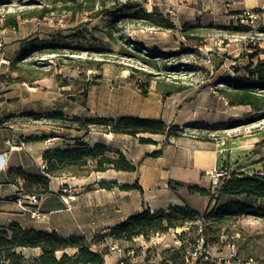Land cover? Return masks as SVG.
Instances as JSON below:
<instances>
[{
	"label": "crops",
	"instance_id": "crops-1",
	"mask_svg": "<svg viewBox=\"0 0 264 264\" xmlns=\"http://www.w3.org/2000/svg\"><path fill=\"white\" fill-rule=\"evenodd\" d=\"M236 2L238 6L233 12L257 8L256 19L259 17L264 24V0ZM203 10L208 15V9ZM203 10H199L198 14L178 7L176 13L168 12L172 13L175 24L182 25L196 24V20L206 19L207 16L202 15ZM210 11L213 12L212 9ZM226 11L219 5L209 14L211 16ZM43 17L22 18L17 20L14 27L3 25L1 29L3 42L0 47V228L17 222L23 228L55 232L59 236L81 235L91 240L145 208L156 210L166 208L170 204H188L198 211L203 210L189 199L204 201L205 195L190 193L187 187H211V170L224 165L228 170L236 169L226 163L223 154L220 155L227 150L228 139H202L188 132L184 136L165 140L160 134H144L141 136L150 137L153 142L142 143L138 138L140 135L113 133L101 126H90L85 130L76 122L46 115L61 112L65 117L81 119L137 116L161 118L166 123L178 125L197 121L214 124L222 123L213 116L215 113L232 115L230 112L233 109L243 105H229L226 98L211 89V86L188 87L162 99L154 83L150 86L148 95L143 96L135 83L127 78L128 74L118 67H104L100 71L101 78L87 87L85 103L82 104V94H77L82 89L79 90L70 82L62 85L59 74L46 72L43 70L44 66L30 59L34 55L43 54L33 49L34 44L46 40L51 30L41 21ZM166 30L170 38L159 47L153 46V50L185 47L179 40L177 29ZM240 36L243 37V33H239ZM141 39L142 37H138L141 43L144 42ZM234 47L240 49V53L234 54L237 64H229L227 68L224 67L223 60L214 64L211 81L232 77L243 70L249 60L246 55L249 49L245 47L241 50V43L234 44ZM244 58L246 62L239 63ZM258 58H264V48L259 49V53L250 59L256 61ZM72 86L75 87L73 90ZM33 114L42 116L35 117ZM47 134L49 136L43 137ZM263 135L246 134L231 139L229 148L249 151ZM28 137L36 139L27 140ZM78 142L89 146L100 143L118 149L137 168L134 171L112 168L95 171L91 161H88L86 166L66 165L58 172L48 175L49 191L38 197L35 202L28 200L26 195H18L21 181L18 180V184L10 181L6 175L9 169L19 167L29 174H42L44 150L57 146H74ZM156 150H160V153L152 155ZM252 161H261L263 167L243 172L263 175L264 153ZM101 179H113L127 184L137 182L141 190L99 188L96 182ZM170 181L173 188L170 187ZM88 185H93V188L86 189ZM30 209L38 210L39 217L32 216ZM241 218L244 222H264V218L253 215H244ZM141 238L136 237L134 243H120L137 246L145 241ZM165 238L170 239L166 235ZM112 241L110 237H106L104 244ZM66 251L72 253L74 249ZM16 252L26 258H32L40 254V248L17 247ZM56 253L59 255L61 251ZM117 258L118 253L110 251L104 256V264H113ZM144 258L147 257L142 254L143 264L158 260L155 256L146 261ZM0 264L9 263L0 261ZM255 264H264V261H256Z\"/></svg>",
	"mask_w": 264,
	"mask_h": 264
},
{
	"label": "trees",
	"instance_id": "trees-1",
	"mask_svg": "<svg viewBox=\"0 0 264 264\" xmlns=\"http://www.w3.org/2000/svg\"><path fill=\"white\" fill-rule=\"evenodd\" d=\"M48 1L52 3L50 8H44L39 12L37 10L28 11L22 15V18H41L45 15V12L55 7L71 12L88 11L90 16H97L104 11L106 8L105 4L111 2L113 7H115L112 9V19H115L114 15L121 12L124 17L134 20L140 19L150 26L160 29H177L186 39L196 41L197 45L199 44L198 36L194 34L201 29L199 24L185 23L177 27L168 13H163L156 7L146 11L133 0H124L123 4H120V0ZM252 10L254 12L258 11L257 8ZM240 12L241 10H238L233 13L238 14ZM16 22L17 19L14 17L11 19L6 18L3 25L14 27ZM237 25L229 26V29L234 31L249 30L248 26ZM107 27V36L114 40L111 30L113 21H110ZM258 29L260 32H264V26H260ZM55 35V33H51L50 41L38 42L34 44L33 49L40 53H49L55 52L61 47H67L63 43L54 41ZM115 41L119 43V48L115 51L102 46H95L93 49L100 54L108 51L120 54L147 66L149 70L125 66L129 69L127 78L135 83L143 96L148 95L152 80L155 81L156 88L160 91L162 99L190 87L179 80L167 78L171 73L179 71L180 68L174 65H167L166 60L193 50L182 49L176 52H157L136 42L128 41L126 38ZM73 48L77 50L83 49L81 46H74ZM250 48V52L246 53L249 60L243 66L241 72L236 73L232 77L219 78L217 81H213L214 89L226 98L229 105H247L250 107V111L243 118L248 122L264 118V58H258L256 61L251 60L250 58L259 53V49L256 46H250ZM189 49L192 48L190 47ZM105 62L106 60L104 59H74L73 65L78 67L80 73H83L85 69L91 70L92 68L98 71L89 81L84 82V89L80 92L83 97L81 100L82 104L85 103L87 87L97 83L101 78L100 71L103 69ZM119 65L123 67L122 64ZM65 83V80L61 81L62 85ZM218 83L221 85L217 86ZM33 115L35 117L42 116V114ZM46 116L76 122L78 126L85 130H88L90 126H101L113 133L140 135L138 138L142 143L153 142L152 138L141 136L144 134H160L164 136L165 140H168L186 135L189 129L212 132L225 129L231 124L243 120L230 119L227 122L214 124L197 121L178 125L166 123L161 118L150 119L137 116L81 119L79 117H65L61 112H53ZM47 136L49 135H43L45 138ZM31 139L36 138H27V140ZM250 152L262 156L264 153V138L257 142ZM158 153H160V150H156L151 154L157 155ZM42 158L45 164L44 173L42 174H29L19 167L11 168L7 171L6 175L10 181L16 184H18V180L21 181L18 195L40 197L48 193V175L58 172L66 165L86 166L88 161H91L92 169L95 171H102L107 168L134 171L137 168L120 150L112 149L100 143L89 146L86 143L78 142L74 146L49 148L43 151ZM96 186L105 189L141 190L137 182L127 184L119 183L113 179H101L96 182ZM170 187L173 188L171 181ZM91 188H93V185L86 186V189ZM187 189L190 193H199L207 196L210 200H214L211 207L204 211H198L188 204H170L166 208L156 210L145 208L130 215L122 223L112 226L108 232L99 234L91 240L81 235L59 236L55 232L23 228L17 222H11L0 228V261H6L9 264H104V255L106 253L104 240L106 237L119 242L130 241L139 236L148 239L155 232H166L168 228L181 226L184 222L195 219H199L200 222H206L207 220L218 222L244 215L264 218V174H245L236 168L228 170L226 174L222 175L214 189L213 187L205 188L197 185H189ZM17 247H39L40 254L36 257L26 258L16 252ZM68 249H74V251L72 253L67 252L66 250ZM57 251H61V253L57 255Z\"/></svg>",
	"mask_w": 264,
	"mask_h": 264
},
{
	"label": "rangeland",
	"instance_id": "rangeland-1",
	"mask_svg": "<svg viewBox=\"0 0 264 264\" xmlns=\"http://www.w3.org/2000/svg\"><path fill=\"white\" fill-rule=\"evenodd\" d=\"M140 7L146 11L152 10L156 7L163 13H168L172 18V13L168 11L177 12L178 7L186 8L187 11H198L207 8L209 13L214 12L216 6L225 8L226 13H215L210 16L208 13L205 14L204 10L202 15L207 16L206 19H198L195 21L196 24L201 26L195 36H198V44L196 41L186 39L178 30L176 33L179 40L184 44L185 47L179 49H158L157 52H176L182 49L193 50L187 53L181 54L177 57L168 58L166 60L167 65H174L180 68L179 71L171 73L169 79H176L187 86L202 87L211 86L214 89V83L211 81L213 76L212 66L219 61H224V67L228 65L237 64L234 60V54L240 49H236L234 44L241 43L242 49L250 46H256L257 49L264 48V32L259 31L260 26H264L261 19L258 17L254 24L249 27L246 31H234L230 30L229 26H238L232 17L235 7H237V0H133ZM235 1V2H233ZM124 0H120V4H123ZM56 4V3H55ZM228 4V5H227ZM52 3L48 0H0V15L3 16V20L0 22V43L2 46L3 37L1 29L6 18H16L17 20L22 19V15L31 10H37L38 12L44 8H50ZM105 9L97 16H90L88 11L71 12L64 9H58L57 7L49 9L45 12L43 19L41 20L46 26L50 27L48 32L47 41L51 40L50 34L55 33L54 41L65 44L67 47H61L55 52H46L39 55H34L30 59L34 62H38L39 65L44 66L46 72H53L59 74L62 80L70 82L72 85L77 86L78 89H84V82L89 81L91 77L98 71L95 69H85L83 73H80L78 67L74 64V59L91 58L94 60L104 59L106 62L104 67H118L129 73V69L125 66H132L144 70H149L144 64L134 61L129 57L115 54L110 51L100 54L94 51L95 46H102L117 50L119 43L115 40L120 41L121 38H126L128 41L136 42L140 45L145 46L148 49H152L154 46H160L165 40L170 38L166 29H160L154 26L148 25L146 22L137 19H130L124 17L118 13L111 14L113 7L111 2L105 4ZM212 9L213 12L210 10ZM120 14V15H119ZM199 14V13H198ZM201 15V14H200ZM225 16V18L223 17ZM227 16V17H226ZM229 18V19H228ZM113 21L112 34L114 40L107 36L108 24ZM194 19L191 21L193 23ZM177 27L181 26L176 24ZM239 33H243V37H239ZM138 37H142L144 42L138 40ZM141 39V40H142ZM178 45V44H177ZM250 45V46H249ZM0 46V47H1ZM69 46V47H68ZM74 46H81L82 50L73 48ZM192 49H189V48ZM235 48V50H233ZM242 52V51H241ZM240 53V52H238ZM242 54V53H241ZM246 59L240 60L239 63H245ZM119 64H122L121 67ZM167 76V75H166ZM155 83L151 81V85ZM156 85V84H155ZM221 84L218 83L217 86ZM75 87H71L73 90ZM77 94L81 93L77 92ZM250 111V107L247 105L237 106L228 115L227 113H215L213 116L219 119L220 122H227L230 119H243L245 114ZM261 131V132H259ZM187 132L192 135H196L200 138L205 139H228L227 150L220 155L224 156L226 163H230L234 168H239L241 171L251 170L253 168H262V162H253L252 160L259 155L253 154L251 149L240 150L229 148L231 139H237L242 135L246 134H264V118L254 121L240 120L236 123L231 124L229 127L221 130L212 132H206L204 130L198 131L197 129H189ZM264 138L260 137L258 142ZM221 162V161H220ZM238 165V166H236ZM212 187V183H211ZM194 205L202 207L203 210H208L214 200H210L207 196L204 197V201H199L196 198L189 199ZM205 205V206H204ZM205 207V208H203ZM243 218L237 217L229 220H220L213 222L207 220L206 222H200L199 219L190 220L184 222L186 229L181 231L180 234L174 233L177 227L168 228L165 232L166 236H169V242L173 244L172 248L163 249L159 247L160 260L156 259L159 264H184L183 254L190 248L194 239L200 235H203L209 242L210 246L215 252H220L225 255L226 245L228 243H234L236 246V258L239 260H246L252 257L254 261H264V222H244ZM143 238V237H142ZM141 240H146L143 238ZM178 239V242L174 240ZM136 242L135 240H130ZM141 249H137V253H140ZM147 258L153 256L152 252H145ZM158 258V257H157ZM166 260L169 261L166 262ZM155 264V263H150Z\"/></svg>",
	"mask_w": 264,
	"mask_h": 264
},
{
	"label": "built area",
	"instance_id": "built-area-1",
	"mask_svg": "<svg viewBox=\"0 0 264 264\" xmlns=\"http://www.w3.org/2000/svg\"><path fill=\"white\" fill-rule=\"evenodd\" d=\"M256 17V12L251 9H243L238 14H232V18L236 24L248 27H251L254 24ZM3 19V16L0 15V22ZM192 130L195 131V129ZM41 167L44 168L45 164L42 163ZM227 171L228 168L224 165L209 172L213 189L217 184L218 179L222 175L226 174ZM25 197L32 202H35L38 198L35 195H26ZM29 211L32 216L39 217L40 215L36 209H30ZM186 227V224H182L180 227H177L174 230V233L180 234V232L184 231ZM165 234L167 233L155 232L148 239L143 241V243L137 246L131 244L122 245L119 241L113 240L111 243L105 245V255L110 251H116L118 253V258L113 264H143L142 254H145V252H152L153 256L158 257L160 260V252L158 248L162 247L163 249H168L173 247V244L166 240ZM133 240H135V238H133ZM174 241L178 242V239ZM138 248L141 249L140 253H137ZM226 249L225 255H222L220 252H215L210 246L208 240L203 235H200L194 239L193 245L184 252V264H255V261L252 257H249L244 261L237 259L236 246L234 243H228L226 245ZM166 262L169 263L168 260H166ZM154 263L159 264L158 262Z\"/></svg>",
	"mask_w": 264,
	"mask_h": 264
}]
</instances>
